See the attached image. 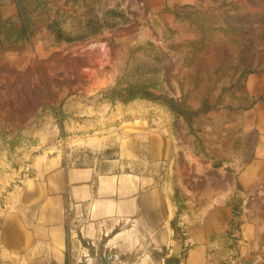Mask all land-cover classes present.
<instances>
[{
  "label": "rangeland",
  "instance_id": "rangeland-1",
  "mask_svg": "<svg viewBox=\"0 0 264 264\" xmlns=\"http://www.w3.org/2000/svg\"><path fill=\"white\" fill-rule=\"evenodd\" d=\"M149 129L239 176L264 243V0H0V203L40 155L121 169Z\"/></svg>",
  "mask_w": 264,
  "mask_h": 264
},
{
  "label": "crops",
  "instance_id": "crops-1",
  "mask_svg": "<svg viewBox=\"0 0 264 264\" xmlns=\"http://www.w3.org/2000/svg\"><path fill=\"white\" fill-rule=\"evenodd\" d=\"M164 134L133 138L121 169L37 157L0 203V264H264V243L238 211L240 177L206 176ZM76 216L86 218L79 235Z\"/></svg>",
  "mask_w": 264,
  "mask_h": 264
},
{
  "label": "water",
  "instance_id": "water-1",
  "mask_svg": "<svg viewBox=\"0 0 264 264\" xmlns=\"http://www.w3.org/2000/svg\"><path fill=\"white\" fill-rule=\"evenodd\" d=\"M177 238H178L179 240H181L180 235H178ZM179 254H180V253H179ZM169 260L172 261V259H169Z\"/></svg>",
  "mask_w": 264,
  "mask_h": 264
},
{
  "label": "trees",
  "instance_id": "trees-1",
  "mask_svg": "<svg viewBox=\"0 0 264 264\" xmlns=\"http://www.w3.org/2000/svg\"><path fill=\"white\" fill-rule=\"evenodd\" d=\"M236 215V214H235ZM237 216V215H236ZM181 234H182V232L180 231V230H178Z\"/></svg>",
  "mask_w": 264,
  "mask_h": 264
}]
</instances>
